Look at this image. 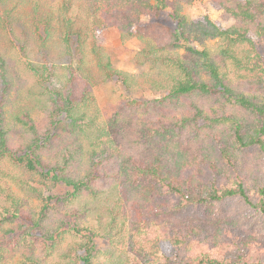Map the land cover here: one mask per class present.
Returning a JSON list of instances; mask_svg holds the SVG:
<instances>
[{
    "label": "trees",
    "instance_id": "1",
    "mask_svg": "<svg viewBox=\"0 0 264 264\" xmlns=\"http://www.w3.org/2000/svg\"><path fill=\"white\" fill-rule=\"evenodd\" d=\"M199 1L0 0V264H264V0ZM109 82L152 97L105 120Z\"/></svg>",
    "mask_w": 264,
    "mask_h": 264
},
{
    "label": "rangeland",
    "instance_id": "2",
    "mask_svg": "<svg viewBox=\"0 0 264 264\" xmlns=\"http://www.w3.org/2000/svg\"><path fill=\"white\" fill-rule=\"evenodd\" d=\"M183 12L189 15L194 22L204 21L206 17L210 16L213 21L222 27L227 28L234 24V20L224 10L217 7L215 0H200L193 6L185 7ZM1 13L2 12L0 11V14ZM148 21L149 20L146 19L143 23L146 24ZM22 22L23 21H21V23ZM18 26L20 27L18 30H26L29 26V22L26 25L19 23ZM32 31L35 32L34 28H32ZM39 33L44 35L42 29ZM27 34L29 33L27 32ZM207 43L214 45L215 41H207ZM13 44L19 50L20 45L15 37L9 33L0 35V52H6L13 46ZM99 44L107 50L115 68L135 75H138L141 72L134 62V57L142 46L139 39L135 38L122 41L119 31L112 28L101 34ZM33 52L36 62L50 67L68 62V59L63 58L60 51L55 48L41 49L34 46ZM77 56L78 55H76V58ZM94 93L97 100V106L100 108L101 116L105 120L112 118L117 112H121L131 98L152 97V94L147 90L128 93L115 82H109L96 88Z\"/></svg>",
    "mask_w": 264,
    "mask_h": 264
}]
</instances>
